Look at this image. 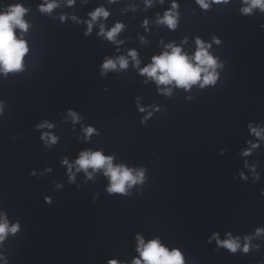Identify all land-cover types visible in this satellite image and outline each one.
Segmentation results:
<instances>
[{
	"label": "clouds",
	"instance_id": "9594fccd",
	"mask_svg": "<svg viewBox=\"0 0 264 264\" xmlns=\"http://www.w3.org/2000/svg\"><path fill=\"white\" fill-rule=\"evenodd\" d=\"M73 0H69L72 3ZM214 3H220L222 0H213ZM248 2V0H246ZM197 3L204 9L209 7L206 0H197ZM56 5L49 3L46 6H41V11L49 12ZM177 5L173 4V9ZM260 7L264 10V0H250V6L242 9L244 13H250L252 8ZM27 10L21 5H14L9 8V10L3 14H0V69L5 73L19 71L22 68V61L24 55L28 51L27 44L22 39H17L14 34V29L19 28L22 31H26L28 28L27 23L23 20V16ZM92 20L95 21L98 17H107L108 13L100 8L95 12L90 14ZM168 25L169 28L174 29L176 27V16L173 12H166L162 20L160 21ZM91 23H89V31H91ZM123 25L117 24L111 31L106 33V37L109 40H114L116 34L122 29ZM101 34L103 33V26H101ZM218 42V41H217ZM198 50L195 53L194 60L196 64L193 65L189 58L182 54L179 47H173L169 45L172 50L171 52H165L160 56H154L151 65L145 67L141 70L142 74L156 80L158 84H175L179 87L188 88L192 84H196L201 81L202 85H208L215 83L217 79V74L215 69L218 67L217 61L213 56H211L207 48L210 45H205L199 38L196 40ZM129 55L135 60L136 53L132 51ZM119 63L121 69L127 68L128 61L124 57H120L118 61L108 59L102 65L104 71L114 70ZM139 61H137V64ZM203 73V77L201 76ZM75 117V114H72ZM45 125H38V127H44ZM51 127V125H47ZM94 129H86L87 134L91 135ZM256 132L255 129H253ZM259 135V132H256ZM47 135V134H45ZM45 138V137H42ZM50 142L55 143L56 138L50 137ZM247 154V153H246ZM65 164L68 162L65 160ZM79 169L85 170L92 168L93 170L105 169V175L110 177V186L108 188L109 193H120L125 194L127 188L138 182H143L144 173L143 171L137 172L133 175V172L125 167H114L112 164V157H105L101 152H82L80 158L76 161ZM71 171V166H69ZM89 178H91V173H88ZM47 200V198H46ZM19 230V225H12L9 227L7 221L0 222V241H3L6 235L11 232L15 234ZM259 231V230H258ZM222 246L228 248L230 251L235 252L239 247L237 241L228 239L224 241H217ZM143 245V241L141 240ZM141 252V257L143 259V264H184L183 257L178 250H173L168 252L167 249L162 247L158 241L153 240L149 242L146 246L139 249ZM244 251H248V245L245 244ZM110 264H116L115 261H111ZM133 264H141V260L137 259Z\"/></svg>",
	"mask_w": 264,
	"mask_h": 264
}]
</instances>
